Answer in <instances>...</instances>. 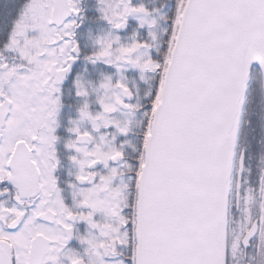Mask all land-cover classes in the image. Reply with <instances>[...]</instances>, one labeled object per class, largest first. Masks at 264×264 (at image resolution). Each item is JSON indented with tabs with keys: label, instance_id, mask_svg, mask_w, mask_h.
<instances>
[{
	"label": "snow or ice",
	"instance_id": "snow-or-ice-1",
	"mask_svg": "<svg viewBox=\"0 0 264 264\" xmlns=\"http://www.w3.org/2000/svg\"><path fill=\"white\" fill-rule=\"evenodd\" d=\"M0 264H264V0H0Z\"/></svg>",
	"mask_w": 264,
	"mask_h": 264
}]
</instances>
